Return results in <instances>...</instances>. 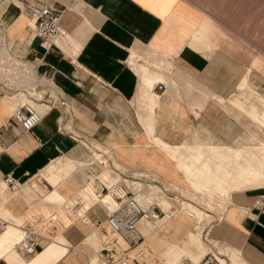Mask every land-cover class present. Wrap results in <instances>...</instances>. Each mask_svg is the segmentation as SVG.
I'll list each match as a JSON object with an SVG mask.
<instances>
[{
	"label": "crops",
	"instance_id": "0c3cea01",
	"mask_svg": "<svg viewBox=\"0 0 264 264\" xmlns=\"http://www.w3.org/2000/svg\"><path fill=\"white\" fill-rule=\"evenodd\" d=\"M35 2H49L63 13L65 35L50 49L34 36L32 21L21 7ZM183 3L0 0V216L11 225L30 209V185L38 176L49 177L54 197L48 203L61 209L97 176L83 172L93 145L86 147L79 139L91 138L108 147L129 169L166 176L170 160L156 144L197 146L195 136L204 127L218 134L217 121L227 118L215 115H223L217 106L221 103L233 114L234 92L241 89L248 71L236 75L231 70L229 48L203 31L198 7ZM27 72L49 81L45 84L53 86L50 98L56 103L36 105L43 118L31 131L20 126L4 129L23 103L16 99L20 92L13 90L22 87ZM158 83L165 85L162 90ZM232 131L226 139L236 144L241 137ZM254 203L229 209L209 232L245 264H264V212L260 202ZM38 207L46 212L49 208ZM104 207L92 204L73 220L60 241L69 252L57 264H88L95 253V231L76 222H105ZM0 259L12 264L21 254L0 248Z\"/></svg>",
	"mask_w": 264,
	"mask_h": 264
},
{
	"label": "rangeland",
	"instance_id": "374dc122",
	"mask_svg": "<svg viewBox=\"0 0 264 264\" xmlns=\"http://www.w3.org/2000/svg\"><path fill=\"white\" fill-rule=\"evenodd\" d=\"M180 1L184 4L183 0ZM186 1L203 12V31L215 35L222 46L229 48L231 70L236 75L248 71L241 89L234 92L237 96L232 100L233 114L219 103L217 108L223 115H215L227 120L217 121L220 128L215 129L218 131L216 135L207 127L203 132H197L196 141L200 142L197 146L162 147L156 144L170 160L166 176L159 172L129 169L116 161L108 147L91 138L79 139L84 146L93 145L92 151L88 147L83 172L97 174L82 190L90 193L91 185L105 186L110 190L121 183L146 206H159L160 221L155 224L143 222V244L133 251L134 264H201L208 254H216L222 264H245L228 245L214 240L209 231L229 209H244L249 203L260 202V205L264 201V0ZM194 18L199 19L198 16ZM232 130L235 137H241L236 144L232 138L226 139V133ZM195 137L191 138V144ZM248 172L259 173L258 182ZM50 188L48 176L42 174L34 179L30 185V209L22 220L14 223H29L32 228H38L40 242L45 240L44 250L32 258L21 255V262L29 263L42 257L48 245L61 241L62 234L73 220L97 203L93 197L79 194L61 209L48 203L54 197ZM112 202L111 199L109 205L100 204L107 208V212L117 207ZM42 205L49 207L47 212L31 213ZM76 224L94 229L99 249L113 238L107 226L99 228L83 220ZM5 236L0 234V246L7 250L20 239L15 230ZM114 241L120 242L117 238ZM95 254L97 251L93 256Z\"/></svg>",
	"mask_w": 264,
	"mask_h": 264
},
{
	"label": "built area",
	"instance_id": "2783aa9c",
	"mask_svg": "<svg viewBox=\"0 0 264 264\" xmlns=\"http://www.w3.org/2000/svg\"><path fill=\"white\" fill-rule=\"evenodd\" d=\"M21 7L25 14L33 21L32 29L34 36L40 40L45 49H50L59 37L65 35L61 27L63 13L53 4L49 2L21 3ZM37 79L40 83V88L45 90L43 83L49 81H43L38 77ZM164 86L163 83H158L157 88L162 90ZM45 91L47 92V90ZM18 92L26 93L23 90ZM41 103L51 106L56 101L54 102L48 93L45 100ZM42 118V112L32 104L24 102L13 110L11 118L5 122L3 128L9 129L13 126H20L23 130L29 132L40 123ZM102 192H104L103 188ZM111 192L119 205L114 211L108 210L106 212L107 220L105 223L107 224L109 234L113 238L103 247L101 254L106 264H134L132 262L133 251L139 247L144 237L139 230V224L141 222L156 223L160 221L159 206L157 204L146 206L132 190L121 183L112 186ZM260 210L264 212V201L260 204ZM102 223L97 222L96 225L101 228ZM10 224L11 220L0 216V232H4ZM21 228L24 230V235L22 240L17 244V249L21 255L32 257L38 252L40 235L27 222L23 223ZM115 238L120 240V242H115ZM0 264L7 263L4 260H0ZM201 264H221V261L216 254H208Z\"/></svg>",
	"mask_w": 264,
	"mask_h": 264
},
{
	"label": "bare ground",
	"instance_id": "6f19581e",
	"mask_svg": "<svg viewBox=\"0 0 264 264\" xmlns=\"http://www.w3.org/2000/svg\"><path fill=\"white\" fill-rule=\"evenodd\" d=\"M30 19V18H29ZM31 20V19H30ZM32 21V20H31ZM33 22V21H32ZM44 87H45V90H47V92L49 93V95L51 96V90H54L53 86H51L50 84H45L43 83ZM49 87V89H48ZM16 95H19V97H16L17 101L18 102H25V103H30L32 104L33 106H35L37 108V104H42L41 102H37V101H34L32 100L26 93L24 92H20V93H17ZM15 95V96H16ZM52 99V98H51ZM53 100V99H52ZM45 104V103H44ZM49 105V104H48ZM248 175L253 177L255 182H258V177H259V173H252V172H248ZM102 188L104 190V192H102ZM112 189H108L106 188L105 186H95V185H91L89 187V192H86V189L85 190H81L79 192L80 195H82L83 197H93L95 199V201L97 203H102L104 205H109L110 204V200L112 199L113 202H115L117 204V207H118V202L114 199V197L112 196V192H111ZM112 202V203H113ZM113 205V204H112ZM116 207V208H117ZM115 208V209H116ZM114 211V210H112ZM41 212H44V210L42 208H39V207H36L32 210L31 213H34V214H38V213H41ZM157 223V222H156ZM23 223L19 224V225H9V227L4 231V232H0V234H6L8 232H10L13 228V230H15L19 236H20V239H19V242L22 240L23 238V235H24V230L21 228V225ZM68 224V223H67ZM150 224H155V223H150ZM143 225H145L143 222H141L139 224V230L142 232L143 234ZM107 224L105 222L102 223V227H106ZM69 227V225H68ZM36 230L38 228L34 227ZM12 234V233H11ZM2 236V235H1ZM5 236V235H4ZM6 237V236H5ZM9 238V237H8ZM2 239V238H0ZM5 240V239H4ZM9 240V239H8ZM3 241V240H2ZM13 242V241H12ZM18 242V243H19ZM55 243V241H53ZM17 243V244H18ZM17 244L14 245V247L12 248L13 251L15 252H19L18 249H17ZM143 243H140L139 244V247L142 245ZM1 248V246H0ZM103 249V247L101 249H99V245L98 246H95V251H97V254H95L93 257L90 258V264H106V261L103 259L102 257V254H101V250ZM69 252L68 248H63L61 246V243H56V244H51V245H48L44 251V255L42 257H38L34 260H32V262H29V263H24V262H21V260L17 259L14 263L12 264H57L58 262H56L57 260H62L63 257ZM38 254V252H37ZM36 254V255H37ZM36 255L32 256V257H35ZM32 257H27V258H32ZM2 260V259H0ZM56 260V261H55ZM221 261V259H220ZM222 264V262H221Z\"/></svg>",
	"mask_w": 264,
	"mask_h": 264
},
{
	"label": "water",
	"instance_id": "95a60500",
	"mask_svg": "<svg viewBox=\"0 0 264 264\" xmlns=\"http://www.w3.org/2000/svg\"><path fill=\"white\" fill-rule=\"evenodd\" d=\"M29 69L30 68H28V70ZM25 80H26L25 82L22 81V84L19 85L22 87L17 88L16 90L14 89L13 91L18 92V91L23 90L28 94V96L31 99H33L37 102H43L45 100V97L48 95V92H46L44 89L42 90L40 88V83H39L37 77L35 76V74L32 75L31 73L28 74V72H27ZM38 90H39V92H38Z\"/></svg>",
	"mask_w": 264,
	"mask_h": 264
}]
</instances>
